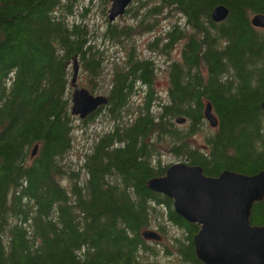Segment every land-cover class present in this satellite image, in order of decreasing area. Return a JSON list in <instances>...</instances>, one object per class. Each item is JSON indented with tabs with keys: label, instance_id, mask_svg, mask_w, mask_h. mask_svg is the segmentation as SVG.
<instances>
[{
	"label": "trees",
	"instance_id": "16d2710c",
	"mask_svg": "<svg viewBox=\"0 0 264 264\" xmlns=\"http://www.w3.org/2000/svg\"><path fill=\"white\" fill-rule=\"evenodd\" d=\"M218 4L229 14L214 22ZM63 7L69 10L66 0H0V264H160L159 252L180 264H204L192 243L199 225L186 222L169 197L145 182L164 174L168 165L155 160L162 149L207 176L264 170V29L250 24L252 14H264V0H160L148 9L144 17L174 9L190 29L176 23L162 44L170 48L185 39L180 60L169 66L168 100L153 110L154 62L130 52L108 89L117 121L85 157L83 180L63 158L72 144L68 73L77 59L97 77L103 56L86 25L59 15ZM131 31L109 25L105 35L118 40ZM137 82L147 90L130 118L123 110ZM207 103L218 125L205 132ZM176 117L185 122L176 124ZM249 219L264 224V198ZM154 220L160 250L141 234ZM166 223L182 232L170 235L169 244Z\"/></svg>",
	"mask_w": 264,
	"mask_h": 264
},
{
	"label": "water",
	"instance_id": "95a60500",
	"mask_svg": "<svg viewBox=\"0 0 264 264\" xmlns=\"http://www.w3.org/2000/svg\"><path fill=\"white\" fill-rule=\"evenodd\" d=\"M132 0H110L107 19L112 23L122 16ZM229 14L223 4L211 11L214 22L223 21ZM253 27L264 29V14L250 16ZM70 114L86 119L98 108L107 104V96L91 94L76 86L79 71L77 60L72 63ZM260 106L264 108V101ZM210 103L204 109V117L212 128L218 120ZM176 123H184V117H176ZM38 146L32 150L36 154ZM150 190L172 199L176 214L189 223L199 225L192 243L196 257L204 264H264V224L252 225L250 214L255 202L264 198V170L248 175L233 170H223L218 176H207L199 165L182 161L171 163L161 176L148 179ZM142 236L159 240L154 230H144Z\"/></svg>",
	"mask_w": 264,
	"mask_h": 264
},
{
	"label": "rangeland",
	"instance_id": "374dc122",
	"mask_svg": "<svg viewBox=\"0 0 264 264\" xmlns=\"http://www.w3.org/2000/svg\"><path fill=\"white\" fill-rule=\"evenodd\" d=\"M68 7H63L59 15H65V20L69 23L86 25L90 33L89 39L95 44L96 48L102 51L103 61L101 64V71L99 76L91 77L84 69L83 64L79 61V72L76 78L79 87H85L95 94L108 95V89L111 84L112 75L116 66H121L125 63L130 52L140 58H148L154 62L155 78L153 85V110L158 111L161 103L167 102V91L169 86L168 70L172 61L180 60V54L185 39H181L177 43L171 45L170 48H163L165 43V35L177 23L182 29L187 32L190 30L185 23L182 15L178 14L174 9L165 8L158 9V13L146 15L144 13L159 4L160 0H134L127 11L110 23L107 19V10L110 6L109 0H66ZM144 17V23L141 27H136L141 18ZM146 23L149 24L147 29ZM109 25L116 28L132 27V31L127 36H121L119 39H109L105 35ZM157 38V39H156ZM157 40V46L152 48L150 42ZM157 49V50H154ZM72 77V68L69 67L68 80ZM73 88L69 84L68 94H71ZM147 87L142 83H136V92L129 99L127 108L123 111L127 112L129 117L137 113L139 107L143 103L144 94ZM109 106H104L96 113L92 119L80 120L77 116L73 117L72 121V144L71 148L64 155V161L71 168L79 173V179L83 180L85 177V170L83 164L85 157L92 151L93 146L99 136L108 132L114 127L117 119H115L109 112ZM127 116L122 115V120ZM129 118V120H130ZM174 121V120H173ZM176 123V122H175ZM178 124V123H176ZM179 125V124H178ZM214 131L206 121L205 132ZM202 131L198 135V143L202 141ZM155 160L161 166H166L174 162H178V158L166 149L160 150V153L155 156ZM63 183L67 186L69 191V179H63ZM163 211V208H161ZM166 216L163 215V222L165 223ZM158 220L153 221V225L149 229L160 234L156 224ZM165 230V229H164ZM182 232L176 229L173 225L166 223V233L163 236L164 242L169 244L170 235L179 234ZM146 243L161 249L164 245L161 240L154 241L152 239L144 238ZM171 253V252H170ZM141 254L148 261L153 260L151 252H141ZM160 264H180L178 259L173 255H166L164 252H159L155 256Z\"/></svg>",
	"mask_w": 264,
	"mask_h": 264
},
{
	"label": "bare ground",
	"instance_id": "6f19581e",
	"mask_svg": "<svg viewBox=\"0 0 264 264\" xmlns=\"http://www.w3.org/2000/svg\"><path fill=\"white\" fill-rule=\"evenodd\" d=\"M174 122H175V119H174ZM179 124V123H178ZM182 124V123H181ZM146 186V185H145ZM149 189V188H148ZM153 191V190H152ZM154 192V191H153ZM157 193V192H156ZM160 194V193H159ZM167 197V196H166ZM171 199V198H170ZM172 200V199H171ZM180 216V215H179ZM181 217V216H180ZM186 221V220H185ZM187 222V221H186Z\"/></svg>",
	"mask_w": 264,
	"mask_h": 264
}]
</instances>
